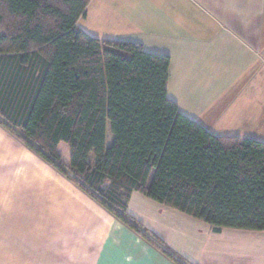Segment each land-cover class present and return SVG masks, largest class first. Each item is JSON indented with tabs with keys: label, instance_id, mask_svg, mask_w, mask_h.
Segmentation results:
<instances>
[{
	"label": "trees",
	"instance_id": "trees-1",
	"mask_svg": "<svg viewBox=\"0 0 264 264\" xmlns=\"http://www.w3.org/2000/svg\"><path fill=\"white\" fill-rule=\"evenodd\" d=\"M90 1L0 0V124L177 264L128 212L134 191L214 231L264 230V141L183 114L170 56L78 27Z\"/></svg>",
	"mask_w": 264,
	"mask_h": 264
},
{
	"label": "crops",
	"instance_id": "crops-1",
	"mask_svg": "<svg viewBox=\"0 0 264 264\" xmlns=\"http://www.w3.org/2000/svg\"><path fill=\"white\" fill-rule=\"evenodd\" d=\"M77 25L168 54L183 114L264 141V0H91ZM128 212L192 264H264V230L214 231L138 191ZM0 264L177 263L0 124Z\"/></svg>",
	"mask_w": 264,
	"mask_h": 264
},
{
	"label": "rangeland",
	"instance_id": "rangeland-1",
	"mask_svg": "<svg viewBox=\"0 0 264 264\" xmlns=\"http://www.w3.org/2000/svg\"><path fill=\"white\" fill-rule=\"evenodd\" d=\"M81 26H84V22L81 23ZM108 137H109V140H110V141H108V144H109V143L112 142V139H113V135L111 134L110 131H108Z\"/></svg>",
	"mask_w": 264,
	"mask_h": 264
}]
</instances>
